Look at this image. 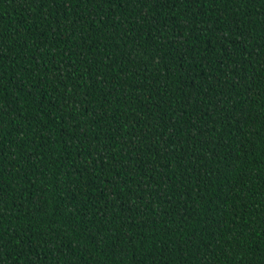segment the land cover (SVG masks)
I'll return each mask as SVG.
<instances>
[{
	"label": "trees",
	"instance_id": "16d2710c",
	"mask_svg": "<svg viewBox=\"0 0 264 264\" xmlns=\"http://www.w3.org/2000/svg\"><path fill=\"white\" fill-rule=\"evenodd\" d=\"M0 264H264V0H0Z\"/></svg>",
	"mask_w": 264,
	"mask_h": 264
}]
</instances>
